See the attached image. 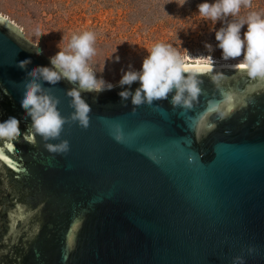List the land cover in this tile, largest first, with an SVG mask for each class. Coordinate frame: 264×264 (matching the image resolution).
Masks as SVG:
<instances>
[{
  "label": "water",
  "instance_id": "1",
  "mask_svg": "<svg viewBox=\"0 0 264 264\" xmlns=\"http://www.w3.org/2000/svg\"><path fill=\"white\" fill-rule=\"evenodd\" d=\"M25 57L50 63L0 17V119L24 112ZM201 79L192 109L82 91L90 125H65L66 153L26 119L0 139V264H264V81L225 65ZM74 86H53L65 116Z\"/></svg>",
  "mask_w": 264,
  "mask_h": 264
},
{
  "label": "clouds",
  "instance_id": "2",
  "mask_svg": "<svg viewBox=\"0 0 264 264\" xmlns=\"http://www.w3.org/2000/svg\"><path fill=\"white\" fill-rule=\"evenodd\" d=\"M178 2L179 6H183L186 0ZM242 5L250 7V0H202L197 6L198 16L202 20L212 21L214 25L221 22V26L214 30L218 43L213 46L205 42L208 55L195 63H188L190 56L182 55L172 43L154 44L147 49L148 54L143 58L139 70L132 65L126 71L122 69L118 81L122 88L118 93L121 100L127 102L130 97L134 108L168 100L174 108L192 109L202 94L201 76L213 73L216 59L212 53L216 47L222 50L220 58L224 61L243 57L236 64H226V67L245 70L250 79L264 81V12L249 11L241 15ZM245 25L247 28L242 35L241 29ZM189 28L196 30L191 26ZM34 32L37 42L41 34H46L39 27ZM62 40L57 44L59 51L49 57L48 65L26 68L30 63L29 57L18 61V67L25 69L26 75L20 97L24 112L19 117L11 114L7 119H0V139H15L20 134L21 120L26 119L31 122L30 131L44 141V147L49 152L66 153L70 150V141L61 139L65 125L78 123L83 128L90 125L92 107L82 96V91L100 93L116 87L103 75L97 76V71L90 64L91 58L96 55V34L93 31L73 34L64 47L60 46ZM180 43H183L181 39ZM116 53L113 52L110 59L118 63L121 57ZM210 78L219 81L221 75L214 73ZM61 80L75 85L66 90V95L71 98L70 106L74 109L68 116L62 114L58 107L60 98L53 91V86ZM134 82H139V86L132 91ZM233 264H245V260L237 256L233 258Z\"/></svg>",
  "mask_w": 264,
  "mask_h": 264
},
{
  "label": "rangeland",
  "instance_id": "3",
  "mask_svg": "<svg viewBox=\"0 0 264 264\" xmlns=\"http://www.w3.org/2000/svg\"><path fill=\"white\" fill-rule=\"evenodd\" d=\"M186 0L179 6L178 0L171 3L156 0H0V17L17 26L30 42L37 45L47 58L64 47L73 34L93 31L96 34V55L90 64L107 81L117 84L122 69L129 65L139 70L147 49L159 42L172 43L182 55H189L188 63L208 55L205 42L215 46V25L198 16V4ZM250 7L241 6V15L249 11L264 12V0H250ZM231 19V17H229ZM199 25L197 28L196 26ZM196 28L192 30L189 27ZM43 33L37 42L34 29ZM247 25L241 29V34ZM182 40V45L180 43ZM117 52L121 59H110ZM218 47L212 53L216 63H237L243 57L224 61ZM114 54V55H116ZM104 69L103 73H100Z\"/></svg>",
  "mask_w": 264,
  "mask_h": 264
},
{
  "label": "snow or ice",
  "instance_id": "4",
  "mask_svg": "<svg viewBox=\"0 0 264 264\" xmlns=\"http://www.w3.org/2000/svg\"><path fill=\"white\" fill-rule=\"evenodd\" d=\"M29 139H32V137H29ZM4 147L11 148L12 145H10V144H6ZM0 157L4 158L5 160L8 159L7 156H4V155H3V149H2V148H0Z\"/></svg>",
  "mask_w": 264,
  "mask_h": 264
},
{
  "label": "trees",
  "instance_id": "5",
  "mask_svg": "<svg viewBox=\"0 0 264 264\" xmlns=\"http://www.w3.org/2000/svg\"><path fill=\"white\" fill-rule=\"evenodd\" d=\"M156 1H157V0H156ZM158 1L171 3V2L174 1V0H158ZM197 1H199V0H193V2H197ZM241 11H242V10H241ZM240 13H242V12H240Z\"/></svg>",
  "mask_w": 264,
  "mask_h": 264
},
{
  "label": "bare ground",
  "instance_id": "6",
  "mask_svg": "<svg viewBox=\"0 0 264 264\" xmlns=\"http://www.w3.org/2000/svg\"><path fill=\"white\" fill-rule=\"evenodd\" d=\"M226 64H236V63H220V64H217V65H226Z\"/></svg>",
  "mask_w": 264,
  "mask_h": 264
}]
</instances>
